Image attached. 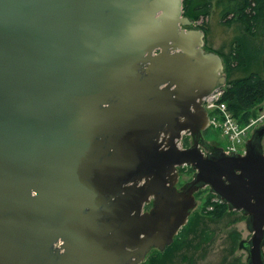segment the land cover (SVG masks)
Returning a JSON list of instances; mask_svg holds the SVG:
<instances>
[{
    "label": "water",
    "instance_id": "95a60500",
    "mask_svg": "<svg viewBox=\"0 0 264 264\" xmlns=\"http://www.w3.org/2000/svg\"><path fill=\"white\" fill-rule=\"evenodd\" d=\"M183 2L0 0V264H143L205 187L264 264V128L244 155L208 147L227 76Z\"/></svg>",
    "mask_w": 264,
    "mask_h": 264
},
{
    "label": "rangeland",
    "instance_id": "374dc122",
    "mask_svg": "<svg viewBox=\"0 0 264 264\" xmlns=\"http://www.w3.org/2000/svg\"><path fill=\"white\" fill-rule=\"evenodd\" d=\"M221 9L216 5V0H213L209 14L195 21V28L205 32V49L221 56L228 82L230 79L249 75V71L238 68L236 62H234L235 69L230 72L226 65L227 62L233 63V57L240 47V42L245 43L248 46V55L253 54V56L259 57L260 60L254 67L257 68V71L262 72L264 77L262 66L264 61V25L259 24L252 34L245 25L237 20L232 23L223 21ZM226 87L227 84L222 89L225 90ZM260 107H264V103ZM221 133H223L221 128L211 129L204 135L205 142L213 148L227 147V141ZM190 141L191 139L182 142V146H191L192 142ZM179 171L181 178L178 188L181 189L183 184L185 185L193 179L195 172L190 166H183ZM196 200L197 206L189 218V222L191 220L194 222L192 228L184 236L182 233L185 230H181L175 239L178 240V243L174 244L176 241L172 243V245H176L174 247L177 249L167 248L163 252L160 251L163 256H158V251L153 250L147 257V260L152 261L150 264H246L248 254L239 248L242 240L251 238L245 216L241 212L230 211L229 208L225 213H221L216 205L223 204V202L211 193L209 187L201 189L196 194ZM208 201L213 205H209ZM145 210L147 209L145 208ZM234 239L237 241L236 248ZM160 261L161 263H159Z\"/></svg>",
    "mask_w": 264,
    "mask_h": 264
},
{
    "label": "trees",
    "instance_id": "16d2710c",
    "mask_svg": "<svg viewBox=\"0 0 264 264\" xmlns=\"http://www.w3.org/2000/svg\"><path fill=\"white\" fill-rule=\"evenodd\" d=\"M212 1L213 0H184V16L195 21L200 20L202 16L206 17L209 14ZM216 5L222 8L221 19L223 21L232 23L237 20L245 25L246 29L252 34L259 24L264 25V0H216ZM247 47L245 43L240 42V47L233 57V63L227 62L226 65L228 67V72H230L235 69L234 62H236V66L242 70L249 71V75L230 79L227 82L223 97V101L228 105V109L241 126L247 125L251 119L256 118L263 108L260 107V105L264 103L263 73L257 71V68L254 67L260 59L257 55H248ZM262 63L264 72V61ZM208 204L213 205L210 201H208ZM216 207L221 213H225L228 208L225 203L220 205L217 204ZM221 213L219 214L222 215ZM193 224V220L188 222L183 228L185 230L182 233L183 236L192 228ZM235 239L234 246L236 248L237 241ZM176 243H178V240L174 242V244ZM174 244L167 248L177 249V247H174L176 246ZM158 256H163L160 251H158ZM151 262L147 260L143 264H150ZM159 263H161V261Z\"/></svg>",
    "mask_w": 264,
    "mask_h": 264
},
{
    "label": "built area",
    "instance_id": "2783aa9c",
    "mask_svg": "<svg viewBox=\"0 0 264 264\" xmlns=\"http://www.w3.org/2000/svg\"><path fill=\"white\" fill-rule=\"evenodd\" d=\"M222 88L214 90L209 96L205 97L203 105L211 115L210 124L214 128H221L223 131L227 141L225 153L228 155L244 154L246 150L245 143L251 132L255 128L264 125V110L256 118L251 119L247 125L241 126L228 109V105L223 101L225 90ZM179 146L182 148V142H179Z\"/></svg>",
    "mask_w": 264,
    "mask_h": 264
},
{
    "label": "flooded vegetation",
    "instance_id": "af4514ba",
    "mask_svg": "<svg viewBox=\"0 0 264 264\" xmlns=\"http://www.w3.org/2000/svg\"><path fill=\"white\" fill-rule=\"evenodd\" d=\"M186 137H187V141H188V139H191L190 142H192V138H190L189 136H186ZM208 147L210 148L211 146L208 145ZM207 152L210 153V151H207ZM151 207H152V204L148 205L147 209L149 210ZM245 218H246V221H247V217H245ZM251 236H252V234H251Z\"/></svg>",
    "mask_w": 264,
    "mask_h": 264
}]
</instances>
